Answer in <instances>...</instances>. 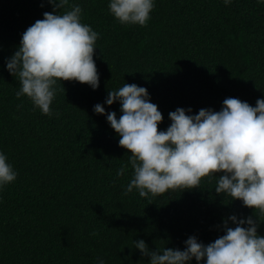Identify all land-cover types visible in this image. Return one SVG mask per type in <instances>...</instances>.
Returning <instances> with one entry per match:
<instances>
[{
  "label": "trees",
  "instance_id": "16d2710c",
  "mask_svg": "<svg viewBox=\"0 0 264 264\" xmlns=\"http://www.w3.org/2000/svg\"><path fill=\"white\" fill-rule=\"evenodd\" d=\"M70 2L100 34L94 56L100 86L58 82L65 89L47 116L16 97L19 81L6 62L22 33L53 7L46 0H0V151L18 174L0 189V264H149L135 240L151 250H183L190 236L207 244L223 235L226 217L254 216L242 201L217 195L215 178L157 197L123 195L132 170L123 177L117 171L130 153L94 106L119 118V101L105 103L108 92L135 83L162 112V131L177 108H191L190 115L220 111L227 97L255 106L264 99V2L155 0L146 27L120 24L109 0Z\"/></svg>",
  "mask_w": 264,
  "mask_h": 264
},
{
  "label": "clouds",
  "instance_id": "9594fccd",
  "mask_svg": "<svg viewBox=\"0 0 264 264\" xmlns=\"http://www.w3.org/2000/svg\"><path fill=\"white\" fill-rule=\"evenodd\" d=\"M53 11L44 12L23 33L18 50L7 60L9 73L19 81L16 97H27L42 114L53 115L51 105L58 92V82H79L93 90L100 86L94 59L100 34L82 23V8L70 0H46ZM232 0H224L225 5ZM264 2V0H261ZM155 0H109L108 10L122 25L146 27ZM120 103L121 115L106 113L102 104L94 111L107 116L119 136V146L127 150L128 163L117 171L123 177L127 168L132 176L123 195L134 190L142 198L169 190L200 188L201 182L215 178V193L242 201L254 216L226 217L223 235L203 243L190 236L185 248L151 250L143 240L134 248L149 264H264V235H260L264 217V99L252 106L238 98L227 97L220 111L177 108L169 112L170 125L160 130L164 117L151 102L148 89L124 83L109 90L105 103ZM58 115V113H57ZM17 172L0 151V189L14 182ZM258 213L259 215H256ZM255 217V218H254ZM231 222V226H230ZM99 264H105L100 259Z\"/></svg>",
  "mask_w": 264,
  "mask_h": 264
}]
</instances>
